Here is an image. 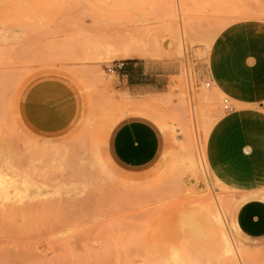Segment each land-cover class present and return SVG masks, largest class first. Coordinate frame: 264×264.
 Wrapping results in <instances>:
<instances>
[{
	"label": "rangeland",
	"instance_id": "rangeland-1",
	"mask_svg": "<svg viewBox=\"0 0 264 264\" xmlns=\"http://www.w3.org/2000/svg\"><path fill=\"white\" fill-rule=\"evenodd\" d=\"M246 20L264 25V0H0V264H264V242L231 223L243 159L223 132L264 130V113L247 107L242 69L216 65L237 88L205 87L212 40ZM118 61L159 89L125 91L107 72ZM130 115L163 133L144 170L107 151ZM252 155L248 168L264 165V144Z\"/></svg>",
	"mask_w": 264,
	"mask_h": 264
},
{
	"label": "crops",
	"instance_id": "crops-1",
	"mask_svg": "<svg viewBox=\"0 0 264 264\" xmlns=\"http://www.w3.org/2000/svg\"><path fill=\"white\" fill-rule=\"evenodd\" d=\"M212 41L205 69L210 82L214 81L224 90L237 88L211 70L216 65L229 73H237L242 69L245 77L236 80V84L252 94L251 100L246 102L247 107L264 113V25L249 20L236 21L222 28ZM116 74L120 86L129 93H152L159 89V78H152L153 74L140 63L124 64ZM256 103L258 108L255 107ZM235 108L234 105L233 111L224 114H234ZM66 115L69 117V113ZM53 119L52 123L49 122L54 125L51 130L61 122L60 116L59 120L56 116V122ZM223 132L240 151L243 159L236 168L240 185H231L238 192L232 206V226L243 238L264 242V165L258 162L248 168L244 161V158L253 154L254 147L264 144V130L258 125L246 124L231 126ZM255 139H259L258 144L253 146ZM163 146L164 137L158 124L142 115H130L118 120L110 129L107 139V151L112 161L118 167L130 171L144 170L154 165L161 156ZM240 199L243 200L239 202Z\"/></svg>",
	"mask_w": 264,
	"mask_h": 264
},
{
	"label": "built area",
	"instance_id": "built-area-1",
	"mask_svg": "<svg viewBox=\"0 0 264 264\" xmlns=\"http://www.w3.org/2000/svg\"><path fill=\"white\" fill-rule=\"evenodd\" d=\"M125 62L124 61H118L114 64H112L111 66L107 67V72L109 73H116L117 70L123 68ZM210 81H206L205 82V87H209L210 86ZM221 106L222 109L226 112H231L234 110V104L231 100V98L229 96H223L221 99Z\"/></svg>",
	"mask_w": 264,
	"mask_h": 264
},
{
	"label": "bare ground",
	"instance_id": "bare-ground-1",
	"mask_svg": "<svg viewBox=\"0 0 264 264\" xmlns=\"http://www.w3.org/2000/svg\"><path fill=\"white\" fill-rule=\"evenodd\" d=\"M200 99H201V96H200ZM198 100H199V98H198ZM203 100V99H202ZM212 103V102H211ZM214 103V102H213ZM207 104V103H206ZM215 104V103H214ZM209 105V104H208ZM216 105V104H215Z\"/></svg>",
	"mask_w": 264,
	"mask_h": 264
}]
</instances>
